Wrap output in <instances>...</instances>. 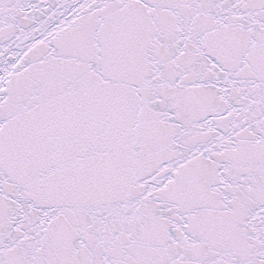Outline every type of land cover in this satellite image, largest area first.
<instances>
[{"label":"snow or ice","instance_id":"1","mask_svg":"<svg viewBox=\"0 0 264 264\" xmlns=\"http://www.w3.org/2000/svg\"><path fill=\"white\" fill-rule=\"evenodd\" d=\"M0 264H264V0H0Z\"/></svg>","mask_w":264,"mask_h":264}]
</instances>
